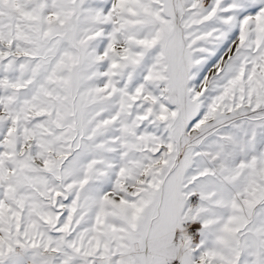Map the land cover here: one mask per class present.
Listing matches in <instances>:
<instances>
[{
    "label": "snow or ice",
    "instance_id": "6c2138e0",
    "mask_svg": "<svg viewBox=\"0 0 264 264\" xmlns=\"http://www.w3.org/2000/svg\"><path fill=\"white\" fill-rule=\"evenodd\" d=\"M0 264H264V0H0Z\"/></svg>",
    "mask_w": 264,
    "mask_h": 264
}]
</instances>
